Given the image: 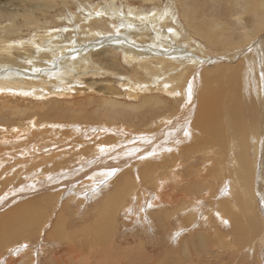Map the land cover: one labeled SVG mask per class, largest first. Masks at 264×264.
<instances>
[{"label": "rangeland", "instance_id": "obj_1", "mask_svg": "<svg viewBox=\"0 0 264 264\" xmlns=\"http://www.w3.org/2000/svg\"><path fill=\"white\" fill-rule=\"evenodd\" d=\"M253 1L0 0V213L30 199L44 201L35 209L43 219L32 224V232L14 245H0V264H264V179L258 176L259 166L253 169L252 208L248 217L238 216L240 234H233L232 217L217 206L230 201L229 206L237 198L236 185L227 190L229 172L215 191L216 185L205 179L198 152L176 149L182 137L190 136L181 146L193 143L195 130L186 116L185 93L172 90L177 83L170 72L176 67L161 63L143 33L153 36L150 41L157 36L151 30L136 33L145 42L134 41L133 48H147L126 54L113 39L130 23L149 26L152 18L137 16L168 10L174 20L166 19L161 27L180 37L174 44L164 37L163 48L176 46L204 57L199 70L211 68L225 62L218 60L226 57L221 53L225 47L229 53L248 55V47L236 46L239 34L251 29L260 14L247 6ZM262 8L264 14V4ZM258 27L249 49L250 54L254 49L255 65L243 68L255 77L249 85L244 78L240 81L253 92L264 74V17ZM211 35L216 40L224 36L226 45L211 46ZM85 53L84 62L80 56ZM66 56L79 62L65 63ZM180 61L177 75L195 70L187 65L186 54ZM172 143L175 148L167 153ZM86 146L89 159H76ZM46 154L53 157L40 156ZM63 158L70 162L55 168L53 163ZM124 158L134 164L123 163ZM82 164L93 169L83 173ZM113 167L111 173L104 171ZM125 174L129 184L123 188ZM118 190L121 196L110 199ZM237 208L236 202L228 211ZM58 213L67 214L68 220L53 228ZM249 217L256 227L252 236ZM96 221L95 229L106 228L109 239L92 232ZM213 236L218 237L215 242ZM17 248L21 251L14 252Z\"/></svg>", "mask_w": 264, "mask_h": 264}, {"label": "bare ground", "instance_id": "obj_2", "mask_svg": "<svg viewBox=\"0 0 264 264\" xmlns=\"http://www.w3.org/2000/svg\"><path fill=\"white\" fill-rule=\"evenodd\" d=\"M263 4H264V0H254L253 2L247 3L248 7H251L252 9L260 13L259 16L253 19V26L251 27V29L244 30L243 34L242 33L239 34V41L237 43L236 48L238 49V48L248 47V50H247L248 55L243 56V54H240L238 56L236 54L229 53L227 51L228 47H225L221 51V53L225 55L226 57L222 56L223 58H218V60L225 61V62L228 61V63L223 62L221 65H216L211 68L202 67L199 70V68L201 67L200 65L205 62L204 57L203 58L196 57L195 54L191 52L188 53L187 51L185 52L176 46H174L173 48L172 47L163 48V38L164 37H168L169 40L172 41V44L177 42L180 37L179 34L175 30L170 29V30L163 31L161 27V24L164 23L166 19L170 18L171 20H174V16L168 10L165 12V14L164 12L159 11L157 15L156 14L157 12H155L154 17L153 16L144 17V15L146 14L137 16V18H139L140 20L152 18V20L148 22L149 26H145V24L140 25V26H136V25L133 26V24L130 23L129 24L130 27L126 28V30L122 32L121 36H114L113 38L114 40L117 41L116 46H118V48H120L122 52H124L125 54L127 51L143 52V50L147 48V46L134 45V46H139V47H136L138 48L136 49V48H133V45H131V43L134 41L145 42L144 40L139 38L136 35V33L140 31L145 32V31L151 30V32L153 31L154 36H157V37L155 40L152 39V41H150L153 36L148 37L149 34L143 33V35L147 37L146 41L151 42L150 44L152 45V48L155 50V54H157L160 60H162L161 63L169 62L171 66L176 67V72H170L172 74L173 79L176 80L175 82L177 83V85H175L172 88V90H174L175 93L177 94L185 93V97H186L185 101H186V106L188 109L186 116L188 118H192L191 128H193L192 130H195L193 131L194 133L192 136L194 142L193 143L191 142V144H189L188 146H181V144H183L182 142L183 141L185 142V139H189L190 136L188 138L180 137L181 139L179 140V142H176L177 143L176 145H180V146L178 148L176 147V149H178L179 152L184 151V150L192 151V153L198 152L200 156V160H201L200 161L201 169L204 170L203 174L208 175V177L205 179L206 181H210V183L213 182L216 185L214 186L215 191L216 190L218 191L219 186H223V184H225L223 183L225 182V179H223V177L225 174H228L229 172L232 180L229 179L228 181L229 186L227 190L229 189L230 191H232L230 187L232 186L235 187V185L238 189L236 193L237 198L232 199L233 202L232 204L230 203V205L232 206L234 203L236 204L237 202L239 208H237L238 209L237 211H234L233 209L232 211H228L229 210L228 208H230V205L228 206L227 203L230 201H227V203L217 202V206L220 207L221 213L225 217H227V214L229 215V217H232L231 223L233 226V230H232L233 234H236V233L240 234L239 232L240 231V225H239L240 221H238V218H239L238 216L240 215L241 217V215H244L245 217H248L246 213H249L252 208V193L254 190V187H253L254 171L253 169L254 167H256V165L259 166L258 176L264 179V131H263L264 130V74L262 76L261 84L257 87V90H258L257 92L251 91V89L248 86L242 87L240 85V81L242 78H244L246 83L249 85L250 83H252L255 77L251 69L243 73V68L245 64H248L250 68H252L255 65V59L253 58L254 49L252 50L253 53L251 54H250L249 49L253 48L251 46L253 45L252 37L254 36V32L258 30L259 28L258 25L260 24V22L263 21V17H264L263 8H262ZM107 12L111 14L112 10L108 9ZM0 13H3V12L0 11ZM0 17H2L1 14H0ZM15 18H16V15H15ZM156 20L159 21L158 27H155L154 25V23H157ZM118 30L119 28L117 29V31ZM97 33L96 35L94 33L93 34L97 36ZM100 35L101 34H98V36ZM212 35L209 38V40H211L209 43L211 46H213L216 43H219V44L221 43V45L223 46L226 45L227 38H222L224 36H219L220 38L216 40ZM158 38H161L162 41H158L157 40ZM120 41L128 42L127 43L128 45ZM260 42L263 43L262 47H263V57H264V37L260 39ZM129 44H130V48H129ZM89 47L90 45L88 46V48ZM85 49L86 48H84V50ZM162 49L164 50L161 51ZM89 51H92V49ZM236 52H238V50ZM66 53L67 55L72 54L70 51L69 52L66 51ZM182 54H186L188 56L187 65L193 66L195 70L193 69L194 71H190V69H187L181 72L179 75H177V69L181 64L180 56ZM88 55L89 53H85L84 55L80 57H83L82 60H84L85 62L86 61L85 57H87ZM139 55L141 56V54ZM203 55H206V54H203ZM137 59H140V57ZM63 60H65L64 61L65 63H70L71 61H74L76 63L79 62L78 59H74V58L72 59L70 56H66ZM72 65H74V63H72ZM225 65H229V67H226ZM262 65L264 66V62ZM68 66L69 65H67V67ZM68 69L70 70L71 66L70 68L68 67ZM198 71H200V74L198 75L199 80H198V76L195 75ZM75 82H78V81L75 80ZM197 83H201V86H200V90H198V94L194 96L193 95L194 90H195L194 88L195 86L197 88ZM184 86H186V88H185V91L183 92L181 89ZM164 87L166 89H169L167 85H164ZM143 89L147 90V88H143ZM130 129H132V126L130 127ZM99 130H102V128ZM198 130H199V134H196V131ZM126 135L128 134L126 133ZM86 139L88 140V138ZM136 144L134 145L135 147H137ZM173 145L174 143L170 144L168 147H166L165 151L167 152L171 150L172 148H175ZM89 152H90V149L88 146H86L85 148H82V150H80V152L76 156V159L77 158L80 159L81 157H85L84 159H89ZM40 156L43 158L47 157L49 159L53 157L51 155L48 156V154L40 155ZM40 156L38 157L41 158ZM140 159H142L141 156H139V160ZM172 159L174 160V157H172ZM69 162L70 161H68L66 158H63V159H59L55 161L53 164H56L54 165L55 168H61V167L66 166ZM184 162L190 165L189 158H186ZM105 163H108V161H106ZM123 163L134 164V160L132 159L130 161V159L124 158ZM77 164H78V161H77ZM167 164H168V161L166 162V165ZM84 165L82 164L83 168L81 169L85 168ZM32 166H35V164H32ZM13 167H15L14 164H11L10 168L13 169ZM91 168L93 169V166L90 167L89 170L85 168V170H82V172L83 173L88 172L91 170ZM114 168L115 167L110 168L109 170H104V171L106 173L107 172L111 173ZM101 169L103 170L106 168H101ZM128 178L129 176L127 174L121 177L122 182H123V188H124V185L128 183ZM163 189L164 188L162 187L161 193H164ZM227 190H225V192ZM119 191L120 190L114 191L109 196L111 197L110 199L113 200ZM230 194L232 196L234 195L233 192H230ZM119 195L120 194H118V196ZM106 202H108V200H106ZM41 203H44V201H40L37 204V200L30 199V200H27V202H24V204L14 206L10 208L9 210H4L0 213V245L1 246H3L9 241H10L9 244H13L14 240H17L18 238L22 239L23 235L26 232H30V233L32 232L31 230V228H33L32 224L39 223L40 222L39 220L43 219L41 215H38L37 212H35V209L39 207L38 205H40ZM41 207L42 205L40 206V208ZM117 207H115L114 209H116ZM114 209L112 208V210ZM34 214H37V215H34ZM60 214L61 213H58L55 223L52 224L53 228L61 226L59 221L65 222L68 220L67 214L65 217H63V215L61 216ZM249 223L251 224V226H253V228L250 229L248 236H252L253 234L255 235L256 227L251 217H249L248 219V224ZM91 224H92L91 225L92 232L97 234L98 230L95 229V227H97V221ZM99 230L100 231L98 232V234H101V237L104 240L105 238L109 239L110 234L107 232L106 228L103 229L105 231H101V228H99ZM217 238L218 237L213 236L212 242H215ZM205 240L210 241L209 238ZM25 247H28V245L26 244ZM18 250L21 251L20 248H17L15 249L14 252Z\"/></svg>", "mask_w": 264, "mask_h": 264}]
</instances>
